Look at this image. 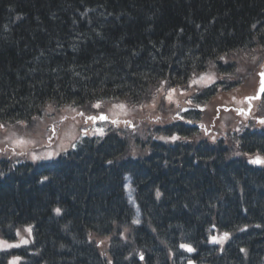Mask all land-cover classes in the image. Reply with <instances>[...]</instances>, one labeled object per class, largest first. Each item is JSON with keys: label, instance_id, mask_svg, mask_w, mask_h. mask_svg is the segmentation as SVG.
<instances>
[{"label": "trees", "instance_id": "obj_1", "mask_svg": "<svg viewBox=\"0 0 264 264\" xmlns=\"http://www.w3.org/2000/svg\"><path fill=\"white\" fill-rule=\"evenodd\" d=\"M256 51L264 0H0V126L29 125L49 106L156 104L166 84L208 68L234 77L236 57L246 67ZM226 77L196 101L231 90ZM200 136L181 121L110 127L54 162L0 160V239L33 231L0 264H264V167L230 154L264 155V131L230 146Z\"/></svg>", "mask_w": 264, "mask_h": 264}, {"label": "rangeland", "instance_id": "obj_2", "mask_svg": "<svg viewBox=\"0 0 264 264\" xmlns=\"http://www.w3.org/2000/svg\"><path fill=\"white\" fill-rule=\"evenodd\" d=\"M247 55L241 54L236 57L238 63V70H242L244 59ZM264 60V51H256L255 59L246 64L247 74L244 79L246 85L243 88L241 99L236 100L233 98L227 99L221 104L230 105L234 107L242 106L245 95L254 87L256 79L255 74L261 68ZM244 69H246L244 67ZM217 76V73L208 72L200 77L203 85L212 83ZM197 79L191 82L192 91H194ZM233 90L229 91L232 92ZM169 94V95H167ZM161 97L156 104L149 103L147 100L142 106L132 107L127 106L123 102L111 101L106 105H100L99 103H93L88 108H79L73 105H65L64 108L58 109L54 106H49L43 112L41 117L33 118V121L29 125H7L0 126V160H10L13 164H20L26 161L32 163H38L41 161H50L67 150L75 147V143L78 138L88 135H99L110 128L111 122L106 119H93L89 122L91 115H96L99 112H106L110 117H124L120 124H123L128 130L127 126H131V119L135 115L138 120V124H146L138 129L142 131L148 126L161 125L164 122H171L176 117V113L190 107L189 101L182 102L180 99L172 97V92L167 93ZM190 92L184 94L188 97ZM218 99H213L210 103V107L214 108ZM182 104V106H178ZM96 105H99L98 107ZM106 107V108H104ZM180 108V110H179ZM179 114V115H178ZM177 115L180 117L181 112ZM100 117V116H99ZM264 117V116H261ZM127 119V120H124ZM219 120L227 122L226 117L222 114L218 117ZM99 121V122H97ZM208 123V122H207ZM127 125V126H126ZM232 125L229 124V127ZM134 129V128H133ZM230 131V130H229ZM228 133V132H227ZM234 148L230 149V154L233 156H239L233 154ZM141 154V153H140ZM241 155V154H240ZM241 157H247L241 155ZM124 187L126 190L127 198L131 205H134L135 193L130 184V178L125 179ZM135 210V209H134ZM136 219H139V214H136ZM28 227H20L17 230L16 236L13 240H0V250L7 253L17 247L25 246L30 243L31 231H28ZM102 242L101 253L107 254L108 238H105ZM102 245L104 249L102 248ZM8 264H20V259L17 256L10 257L7 261Z\"/></svg>", "mask_w": 264, "mask_h": 264}, {"label": "snow or ice", "instance_id": "obj_3", "mask_svg": "<svg viewBox=\"0 0 264 264\" xmlns=\"http://www.w3.org/2000/svg\"><path fill=\"white\" fill-rule=\"evenodd\" d=\"M262 75H264V73H262ZM174 91V90H173ZM260 91L262 92V93H264V82H262V87H261V89H260ZM255 98H259V97H255ZM250 100L251 99H254V98H249ZM97 107L99 106V105H96ZM101 119H104L105 117H100ZM89 119H96V117H89ZM261 123H264V121H261ZM173 139H176V137H173ZM254 162H256V163H261V162H264V161H259V160H257V161H254ZM46 179V178H45ZM57 211H59V209H57ZM28 231L30 232L31 231V229L29 228L28 229ZM227 233H225V237H227ZM189 251H191L192 249L191 248H189L188 249Z\"/></svg>", "mask_w": 264, "mask_h": 264}, {"label": "bare ground", "instance_id": "obj_4", "mask_svg": "<svg viewBox=\"0 0 264 264\" xmlns=\"http://www.w3.org/2000/svg\"><path fill=\"white\" fill-rule=\"evenodd\" d=\"M125 197L127 198V195L125 194ZM11 220V219H10ZM4 254H5V252H3V251H1L0 250V257L3 259V257H4ZM1 262V261H0ZM4 264H6L5 262H4ZM7 264H8V262H7Z\"/></svg>", "mask_w": 264, "mask_h": 264}]
</instances>
